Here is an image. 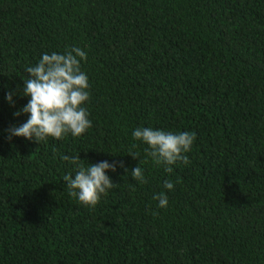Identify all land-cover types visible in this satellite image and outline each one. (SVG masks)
I'll return each mask as SVG.
<instances>
[{"label":"trees","instance_id":"16d2710c","mask_svg":"<svg viewBox=\"0 0 264 264\" xmlns=\"http://www.w3.org/2000/svg\"><path fill=\"white\" fill-rule=\"evenodd\" d=\"M74 46L92 126L8 140L25 68ZM142 127L194 132L190 163L155 164ZM63 155L129 172L89 208ZM0 264H264V0H0Z\"/></svg>","mask_w":264,"mask_h":264},{"label":"clouds","instance_id":"9594fccd","mask_svg":"<svg viewBox=\"0 0 264 264\" xmlns=\"http://www.w3.org/2000/svg\"><path fill=\"white\" fill-rule=\"evenodd\" d=\"M87 59V54L79 47H72L63 54L44 53L34 66L25 68L28 78L18 94L30 97L28 102L14 113L15 116L27 114L28 118L19 125L10 126L7 139L13 136L24 137L39 143L48 137L62 139L69 133L79 137L92 126L89 113L83 106L89 101V79L81 70V61ZM16 91L6 93L5 99L14 105L13 96ZM133 137L148 145L145 152L157 165H166L165 171L171 172L172 165L177 162L190 163L185 154L191 151L196 139L194 132L172 133L148 127L136 128ZM133 144L128 151L133 159H140V152L134 151ZM62 160L70 162L77 169L75 174L63 177L70 195L89 208H95L101 197L114 188L116 183L107 174L116 172L117 167L129 170L123 161L107 160L90 163L85 167L79 155H63ZM132 178L140 183H146L142 168L137 165L131 169ZM165 188L173 189L171 181H165ZM159 201V207H167L168 197L164 193L153 197Z\"/></svg>","mask_w":264,"mask_h":264}]
</instances>
